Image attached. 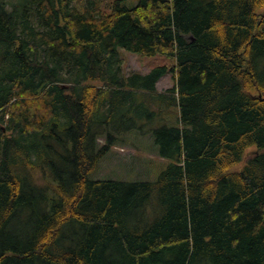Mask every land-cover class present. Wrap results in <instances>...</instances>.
<instances>
[{"label":"trees","instance_id":"trees-1","mask_svg":"<svg viewBox=\"0 0 264 264\" xmlns=\"http://www.w3.org/2000/svg\"><path fill=\"white\" fill-rule=\"evenodd\" d=\"M124 1L0 0V264H264V0ZM146 125L154 181L89 179Z\"/></svg>","mask_w":264,"mask_h":264},{"label":"rangeland","instance_id":"rangeland-1","mask_svg":"<svg viewBox=\"0 0 264 264\" xmlns=\"http://www.w3.org/2000/svg\"><path fill=\"white\" fill-rule=\"evenodd\" d=\"M113 0H96L102 9H107L109 3ZM138 0H125L124 6L131 7L136 5ZM260 12H264L261 10ZM123 59V70L125 74L130 72H139L144 74L149 70L165 66L168 70L173 65V60L166 56L156 55L146 57L137 54H131L125 50H120ZM174 84V75L168 72L165 77L161 78L156 85L158 91H164L171 88ZM153 124L149 128H152ZM148 125L144 129L134 134L124 136L122 142H118L108 153L100 160L96 170L90 175V180H114V181H154L159 174L169 165L170 160L163 159L158 156L157 147L153 143L150 134H143L148 129ZM104 144L101 139L98 142ZM254 148L248 149L244 158L232 168L230 171H240L251 158Z\"/></svg>","mask_w":264,"mask_h":264},{"label":"crops","instance_id":"crops-1","mask_svg":"<svg viewBox=\"0 0 264 264\" xmlns=\"http://www.w3.org/2000/svg\"><path fill=\"white\" fill-rule=\"evenodd\" d=\"M157 85V84H156Z\"/></svg>","mask_w":264,"mask_h":264}]
</instances>
